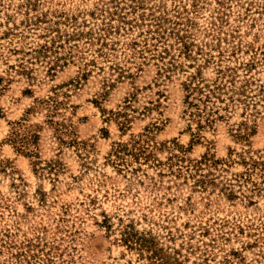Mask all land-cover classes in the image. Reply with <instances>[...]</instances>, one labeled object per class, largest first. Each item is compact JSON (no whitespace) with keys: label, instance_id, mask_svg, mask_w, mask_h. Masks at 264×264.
<instances>
[{"label":"rangeland","instance_id":"374dc122","mask_svg":"<svg viewBox=\"0 0 264 264\" xmlns=\"http://www.w3.org/2000/svg\"><path fill=\"white\" fill-rule=\"evenodd\" d=\"M0 264H264V0H0Z\"/></svg>","mask_w":264,"mask_h":264},{"label":"trees","instance_id":"16d2710c","mask_svg":"<svg viewBox=\"0 0 264 264\" xmlns=\"http://www.w3.org/2000/svg\"><path fill=\"white\" fill-rule=\"evenodd\" d=\"M201 90V88L199 87V91ZM60 104V103H59ZM59 125H61L60 123H58ZM65 130H67V128L65 127L64 128ZM64 130V131H65ZM60 138V137H59ZM24 140H26L27 141V138L25 137V138H22L20 141L21 142H24ZM37 140V134L36 133H34L33 134V141H36ZM25 143V142H24ZM131 146H133V147H128V145H126V144H120V146H119V148H118V151L116 150L115 151V155L117 156L118 154V152L119 151H121V150H136V153H135V157H137L138 156V153H139V155H144V157L146 158L148 155H149V153L148 154H146L145 153V148L142 146V145H139L138 146V141H136V140H134V141H132L131 142ZM254 162H257V161H254Z\"/></svg>","mask_w":264,"mask_h":264}]
</instances>
